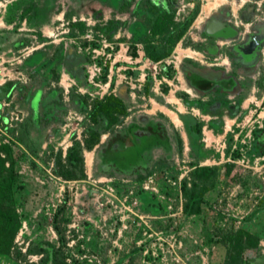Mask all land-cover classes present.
<instances>
[{"label":"rangeland","instance_id":"obj_1","mask_svg":"<svg viewBox=\"0 0 264 264\" xmlns=\"http://www.w3.org/2000/svg\"><path fill=\"white\" fill-rule=\"evenodd\" d=\"M176 1V21L191 16L194 2L199 7L197 16L214 2ZM229 1L235 6L236 0H227L226 5ZM52 2L13 0L11 20L15 23L6 30V43L0 46L4 56L0 145L11 149L12 191L20 221L9 251L0 253V264H42V249L50 252L53 247L60 248L66 264L85 260L99 264H222L228 233L236 227L257 234V253L264 254V154L250 151L253 130L264 122V42L250 67L229 66L226 46L210 59L195 60L203 68L209 67L207 63L226 71L232 68L239 85L237 92L200 95L186 84L180 66L186 57L180 58L178 68L164 62L176 45L156 68L129 64L126 58L112 65L107 54L94 56L101 39L114 50L120 44L143 48L134 37L139 27V36L148 34L145 0L139 1L136 10L135 0L123 11L99 0ZM243 4V10L251 9L252 18L235 25L238 35L233 39L240 41L252 32L251 21H264V0H243ZM27 5L29 12L20 18L21 8ZM197 16L177 41L182 43V55L203 51V40L195 38L203 29L202 24H195ZM108 20L113 22L108 25ZM89 29L95 33L94 40L85 36ZM109 49L105 48L106 53ZM129 53L136 56L130 48ZM78 55L87 57L86 61ZM40 60L43 64L39 65ZM111 65L112 84L106 89ZM140 67L145 73L142 89L132 90L123 77L138 76ZM64 73L66 87L61 83ZM163 77L167 81L157 84ZM78 95L87 99L88 109L93 100L105 95L121 96L125 103L127 114L102 132L92 149L84 146L91 123L87 110H80L72 100ZM140 115L163 121L170 148L156 147L145 161L134 158L124 165L113 164L110 174H96L98 151L107 146L109 136ZM192 124L200 126L198 133L191 130ZM75 142L82 145L85 175L65 177V154ZM226 161L238 166L237 178L223 174ZM200 166L220 167V176L205 194L199 213L185 216L181 181ZM71 174L79 175V170L72 167ZM124 197L135 198L136 204L125 202V206L136 214L120 204Z\"/></svg>","mask_w":264,"mask_h":264},{"label":"trees","instance_id":"obj_2","mask_svg":"<svg viewBox=\"0 0 264 264\" xmlns=\"http://www.w3.org/2000/svg\"><path fill=\"white\" fill-rule=\"evenodd\" d=\"M101 3L108 4L114 10L123 11L131 6L135 0H99ZM140 0H136L134 10H136ZM148 6L147 19L149 22L148 34L145 37L139 36L142 28L139 27L135 32L134 42L141 41L145 55L152 61H160L168 56L177 41L182 39L184 33L189 28L194 16L197 15L198 5L192 10L189 18L181 21L175 20V13L177 8L176 0H145ZM52 4V0H50ZM30 5V4H29ZM29 5L21 8L20 18H25L30 10ZM31 6V5H30ZM113 21L108 20L110 25ZM83 27L82 23H79ZM132 28V27H131ZM130 28V29H131ZM206 36L207 33L204 32ZM133 42V43H134ZM130 51L135 54V46H130ZM69 54V53H68ZM82 56V55H78ZM70 57V56H69ZM82 61H86L87 57H81ZM189 61V59L187 60ZM191 62V61H189ZM40 64H43L40 60ZM81 82V78H76ZM149 83H146L145 89ZM191 84L200 85V82L191 81ZM219 84V85H218ZM202 85L203 92L206 94L210 91H219L223 93L233 92L238 90L239 85L236 79L224 82H210L206 81ZM221 86L225 87L220 90ZM163 88L167 90V85ZM61 96V95H60ZM9 95L7 96V98ZM72 100L77 104L80 110L86 111L91 123L87 127L84 146L87 149H92L99 141L102 132L109 130L112 126L121 121L120 116L127 114L125 103L121 96L105 95L100 99H95L91 102L88 109V101L84 96H76ZM0 120H2L0 118ZM191 130L199 132L200 126L192 124ZM253 140L250 146V151L254 155L264 154V122L261 128L253 130ZM82 145L80 142H75L68 148L65 154V163L67 171L65 177L79 176L83 177L84 169L82 164ZM8 145H0V253H7L13 242L14 236L20 226L17 212L14 207L12 183L14 177V161ZM133 152V151H130ZM141 159L139 153H120L112 152L110 148L98 152V163L96 174H110L109 169L113 164L119 163L124 165L132 159ZM142 160V159H141ZM74 167L79 170V175H72L71 169ZM147 168V167H146ZM223 174L231 179L239 176L238 166L230 161H226L223 165ZM150 171V168H147ZM220 167L217 166H200L185 177L181 181V197H182V211L185 216L199 213L202 203L205 201V194L211 190L218 181ZM140 175V174H139ZM232 220V219H231ZM59 238L64 243V237L58 229ZM228 249L223 258L222 264H263L264 254L257 253L259 246V237L254 232L245 229L244 227H236L228 233ZM45 255L42 259V264H66L60 258V248L53 247L49 252L42 249ZM74 264H99L96 262L83 261L82 263Z\"/></svg>","mask_w":264,"mask_h":264},{"label":"flooded vegetation","instance_id":"obj_3","mask_svg":"<svg viewBox=\"0 0 264 264\" xmlns=\"http://www.w3.org/2000/svg\"><path fill=\"white\" fill-rule=\"evenodd\" d=\"M238 4H240V7L237 8L235 12L231 8L232 10L231 13L229 12L230 8H228L227 6L225 5L218 6L215 12L210 13L204 16V18H202L203 29L202 31H200V37L204 38V40L202 41L203 43H200V45L203 46L202 48L204 51L203 58L210 59L211 58L210 56L212 54L217 53V52L211 51L213 48H216L217 46L216 39H230V43L226 46L227 48L230 49V52H229L230 55L226 54V59L229 62V66L234 65L235 67H237V69L243 68V67L246 68L248 66L250 67V65L253 64V62L256 59L258 49L264 42V37H263L251 50H248V51H241L237 48L238 45H241L244 42H246L252 33H259L262 30H264V21L259 22L257 19H255L256 21H253V22L251 21V24L254 25L252 32H249L246 36H244V38L241 41L240 39L234 40L233 38H235V36L238 35V30L235 28V25L242 23V21L245 19L242 13V10H241V8L244 5L243 0H236V5ZM195 6H196V3L194 2L192 6V10L195 8ZM231 16H233V18ZM212 20L221 21L225 23L226 25H229L233 29L232 33L225 35V36L207 33L205 30L206 23ZM204 32L207 33L206 36L204 35ZM213 58L216 59V57H213ZM206 63H207V60H206ZM207 65L209 66L208 68L207 67L203 68L201 65L199 66V64H195L187 60H185L184 65L183 64L180 65L183 70L184 68H187L193 72L211 74L214 76L213 79L202 78V79L191 80L187 77V75L184 72V76L186 77V84L192 91H195L196 93L201 95L203 92V89L201 88L202 87L201 84H204V82L206 81H210V82L217 81L221 83V82L229 81L232 79L237 80V78H235V76L231 73L233 70L231 67L229 71L228 70L226 71L220 67H212L213 65L210 63H207ZM191 81H197V82H200L201 84L193 85L191 84ZM224 88L225 87L221 86L220 90ZM151 133L152 134L154 133L153 136L150 135ZM127 137H129L130 140L131 138H134L135 143L141 142V141L143 143L141 144V146L135 148L134 150H127L125 148H121V149L115 148L116 147L115 144H117L119 139L125 140ZM112 145H115L114 149L111 150L113 153L114 152L139 153L141 156V159L145 161L147 157H149V154L151 153L152 149L156 147L163 148V149H169L170 140H169L167 129L162 120L158 119L157 117H152L148 115H140L137 117L136 120L128 121L123 127H120L117 133L111 134L107 141V146H105V148L100 149L99 151H104L105 149L110 148ZM130 151H133V152H130Z\"/></svg>","mask_w":264,"mask_h":264},{"label":"built area","instance_id":"obj_4","mask_svg":"<svg viewBox=\"0 0 264 264\" xmlns=\"http://www.w3.org/2000/svg\"><path fill=\"white\" fill-rule=\"evenodd\" d=\"M88 39L90 40H94V37H95V33L92 29H89L87 32H86V35H85ZM100 43H101V47L99 49H94L93 51L96 52V55L94 56H98L99 54H107V56L109 58L112 57V62L111 64L113 65L116 61H121V60H125L128 59V63L131 64V63H144V65H148V64H152L154 68H156L159 63H161V60L160 61H152L151 59H149L145 53H144V50L143 48L141 47V45L139 46L138 44L136 45V49H135V52H136V56L132 55L131 53H129V45H124V44H120L119 47L117 49L114 50V47L111 45V43L107 42L106 39H101L100 40ZM109 46V51L108 53H106L107 51L105 50V48H107ZM181 57L179 56V53L176 52V51H173L169 57H167V59L164 61V62H167L169 64V62H172L174 67L175 68H178V63L180 62V59ZM112 65L110 66L109 68V74H108V80L107 82L105 83V86H106V89L112 84V75L110 74V71L112 70ZM93 66H95V64H93ZM133 69H136V67H131ZM98 70V69H97ZM140 72H138V76H129L128 78L127 77H123L125 79V81L129 84L130 88L132 90H141L142 89V86H143V82L145 80V73H144V68L140 67ZM95 74V72H94ZM66 74H62L61 76V83L64 84L66 82ZM154 79L156 80L155 76H154ZM162 81H167L166 78H162L160 79L157 84H160L162 83ZM64 87H66V85L64 84ZM132 96H134V92H132ZM109 193L110 194H113V189H109ZM115 195V194H113ZM124 196V195H123ZM123 199V198H122ZM121 205H124L125 208L128 209L129 212H132L134 213V211H132L129 207H126L125 206V202H129V203H133V204H136V200L135 198H130L128 199L127 197H124L123 200L119 201ZM112 203V202H111ZM101 205H104V203H100ZM118 205H114V207H116ZM136 214V213H134Z\"/></svg>","mask_w":264,"mask_h":264},{"label":"crops","instance_id":"obj_5","mask_svg":"<svg viewBox=\"0 0 264 264\" xmlns=\"http://www.w3.org/2000/svg\"><path fill=\"white\" fill-rule=\"evenodd\" d=\"M225 2V3H224ZM227 0H214V2H212V4H210L209 8L206 10H200L197 18H195V24H202L203 20L202 18H204V16L213 13L216 11V8H218V6L220 5H224L227 6L229 8V5H231V3H233L232 1H229L228 4L226 5ZM230 3V4H229ZM235 4V3H234ZM232 6L233 11L235 12V10H237V8L240 7V4ZM14 7H13V0H0V46L6 42L5 38L3 36H5L8 32H6L7 29H9L14 22H12L11 20V14L13 11ZM242 13L244 15V18L246 20L250 19V17L252 18V14H251V9L248 8L247 10H243V7L241 8ZM251 14V15H250ZM255 19V18H253ZM197 22V23H196ZM198 36L195 38H199L197 40H204V38L200 37V30L198 31ZM230 43V39H216V48H213L211 51L212 52H217L218 53V49H220L222 46H227ZM173 51H176L179 53V56L183 59L184 57L187 58V60L189 59V61L191 62H195V60H199L201 58H203L204 55V51H194L196 53V55L193 54H186V55H182L183 53H181L182 51V43L178 42L176 44V46L174 47ZM172 51V52H173ZM3 60H4V56L1 55L0 53V69L2 68L1 66L3 65ZM184 72H185V68H184Z\"/></svg>","mask_w":264,"mask_h":264},{"label":"water","instance_id":"obj_6","mask_svg":"<svg viewBox=\"0 0 264 264\" xmlns=\"http://www.w3.org/2000/svg\"><path fill=\"white\" fill-rule=\"evenodd\" d=\"M205 30L209 34L222 35V36L231 34L233 31V29L229 25H226L221 21H214V20L208 21L206 23ZM263 37H264V30H262L259 33H252L249 39L243 44L238 45L237 48L241 51L251 50ZM185 74L191 80L202 79V78L213 79L214 77L211 74L197 73L187 68H185ZM153 134L151 133L150 135L153 136ZM142 143H143L142 141L135 143L134 138H131L130 140L129 137H127L125 140L119 139L117 144H115L116 145L115 148L118 149L125 148L127 150H134L135 148L141 146ZM115 145H112L110 147V150H113Z\"/></svg>","mask_w":264,"mask_h":264}]
</instances>
